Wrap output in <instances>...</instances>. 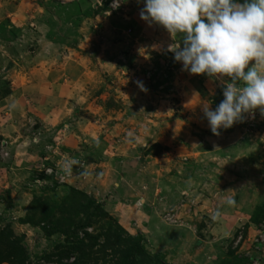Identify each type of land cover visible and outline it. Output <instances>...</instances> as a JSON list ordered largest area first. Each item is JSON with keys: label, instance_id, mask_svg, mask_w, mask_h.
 I'll list each match as a JSON object with an SVG mask.
<instances>
[{"label": "rangeland", "instance_id": "obj_1", "mask_svg": "<svg viewBox=\"0 0 264 264\" xmlns=\"http://www.w3.org/2000/svg\"><path fill=\"white\" fill-rule=\"evenodd\" d=\"M104 1L0 0V233L26 256L1 264H264V115L214 135L221 79Z\"/></svg>", "mask_w": 264, "mask_h": 264}, {"label": "clouds", "instance_id": "obj_2", "mask_svg": "<svg viewBox=\"0 0 264 264\" xmlns=\"http://www.w3.org/2000/svg\"><path fill=\"white\" fill-rule=\"evenodd\" d=\"M140 17L181 35L169 50L183 70L221 79L223 100L203 104L214 135L256 109L264 115V0H144Z\"/></svg>", "mask_w": 264, "mask_h": 264}, {"label": "trees", "instance_id": "obj_3", "mask_svg": "<svg viewBox=\"0 0 264 264\" xmlns=\"http://www.w3.org/2000/svg\"><path fill=\"white\" fill-rule=\"evenodd\" d=\"M110 0H105V5L108 4ZM241 2H245V0H239ZM51 178V177H50ZM72 194H69V192H65L64 194H62V198L61 200V205L59 208H61V210H67L68 207L71 208H75L74 213L75 215H79L80 213H86L89 217H92L93 211H91V207H94L95 202L94 200L90 199L89 197L80 194V198H77L74 196L76 195V191L73 190L71 192ZM58 196V195H57ZM59 200V199H58ZM58 208V207H57ZM85 215V214H84ZM56 221L58 222V218L56 217ZM89 222H86V224H84V226H87ZM82 226V227H84ZM6 232H1L0 236L5 237L4 238L0 237V243L1 242H7L6 246H2L0 249V264L2 262H6L7 259H11V257H14L16 260L19 259V261H21L22 259H26V256L22 255L21 252H24L23 247L21 248H17V246L15 245V242L17 243V241L14 238H10L9 235L11 234V231L8 232V234H5ZM12 236V235H11ZM136 246V247H135ZM74 248V246H72ZM129 251L127 250L125 253V255L122 256V259L118 260L117 264H127V260L129 255L133 254L134 252H136L135 250H138L139 246L134 245L133 247H129ZM132 256V255H131ZM18 261L17 264H20V262Z\"/></svg>", "mask_w": 264, "mask_h": 264}, {"label": "built area", "instance_id": "obj_4", "mask_svg": "<svg viewBox=\"0 0 264 264\" xmlns=\"http://www.w3.org/2000/svg\"><path fill=\"white\" fill-rule=\"evenodd\" d=\"M48 173H50V171Z\"/></svg>", "mask_w": 264, "mask_h": 264}]
</instances>
